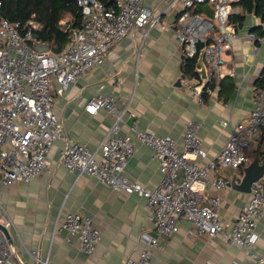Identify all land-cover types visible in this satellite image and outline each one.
<instances>
[{
  "label": "built area",
  "instance_id": "built-area-1",
  "mask_svg": "<svg viewBox=\"0 0 264 264\" xmlns=\"http://www.w3.org/2000/svg\"><path fill=\"white\" fill-rule=\"evenodd\" d=\"M80 9L78 26L61 23L70 42L59 53L37 51L33 46L37 24L11 23L0 10V185L15 182L29 183L41 177L47 167L53 144L61 138L62 126L53 110L54 93L61 95L69 84L83 77L93 66L101 65L110 50L126 39L133 30H140L141 46L154 27L170 28L181 44V58L199 55L206 66L203 79L186 78L180 83L200 103L202 88L207 82L218 83L225 64L223 55L238 39V29L231 16L240 11L234 6L238 0H166L161 10L150 7L151 0H118L117 7H106L99 0H74ZM212 5L211 16L197 10L200 5ZM1 8V2H0ZM193 10V12H192ZM175 18L164 23V14ZM248 39L264 44V34L250 31ZM203 46L198 49L199 44ZM264 72V64H263ZM56 84V87L54 86ZM207 91H209L207 89ZM249 115L236 123L224 146L214 157H208L197 134L198 123L187 124L181 149L168 135L136 132V138L152 150L162 179L158 188L148 190L125 176V166L134 151L131 135H117L118 122L125 110L117 106L111 94L97 93L84 106L89 115L105 110L114 122L96 150L85 143L66 144L60 156L61 164L70 172L86 174L106 184L114 191L127 195L136 193L143 199V207L157 233L170 236L179 229V220L188 221L198 235L218 234L226 244L242 248L252 257L257 242L256 226L264 212V172L250 186L248 199L230 227L221 224L220 198L217 192L228 186L222 174L225 169L238 170L249 162L259 132L264 129V73L256 84ZM208 193V194H207ZM60 226L76 236L83 252L91 254L100 239V230L93 219L81 211L58 215ZM0 225L7 230L13 222L0 204ZM137 258L128 257L122 264H149L152 250L159 246L157 237L144 235ZM40 264L48 258H39ZM14 246L0 229V264L13 256ZM264 264V255L257 257Z\"/></svg>",
  "mask_w": 264,
  "mask_h": 264
},
{
  "label": "crops",
  "instance_id": "crops-1",
  "mask_svg": "<svg viewBox=\"0 0 264 264\" xmlns=\"http://www.w3.org/2000/svg\"><path fill=\"white\" fill-rule=\"evenodd\" d=\"M165 2L151 0L149 5L156 11ZM173 18L174 13L162 16L164 23ZM254 26L264 30L259 17L246 14L237 28L238 39L223 55L225 64L220 81L226 89L221 90L220 81H212L215 84L208 89L205 102L200 103L180 83L181 44L173 30L159 26L149 31L138 61L135 54L140 44L139 29L110 50L101 65L93 66L69 84L63 94L54 93L53 110L63 132L51 147L42 176L29 183L0 185L1 206L13 222L8 232L15 253L6 264H40L29 251L37 252L41 259L47 257L48 264H122L128 257L139 256L144 235L157 237L159 241L149 264H258L257 257L264 255V212L256 226L254 257L238 246L226 244L220 234L198 235L184 219L179 220L176 233L161 236L138 194L114 191L91 176L68 171L60 162L68 143H85L96 150L113 124L114 116L105 110L94 115L84 111L88 100L99 92L111 94L117 106L125 110L123 121L117 124V135L129 134L133 140L134 151L125 166L128 180L154 190L162 179L152 150L136 138L138 131L168 135L181 149L187 124L196 121L197 134L207 156H216L233 126L249 115L254 87L263 74L264 44H255L247 36ZM196 70L200 72L199 79H203L207 73L204 62L199 60ZM130 117L134 118L131 125ZM263 140L264 129L257 136L249 162L236 171L229 168L222 171L228 186L217 195L220 221L227 228L233 225L249 197V193L237 190L234 182H240L244 168L253 161ZM75 211L90 216L101 232L91 254L83 252L76 236L61 228V218L57 220L59 212L63 216Z\"/></svg>",
  "mask_w": 264,
  "mask_h": 264
},
{
  "label": "trees",
  "instance_id": "trees-1",
  "mask_svg": "<svg viewBox=\"0 0 264 264\" xmlns=\"http://www.w3.org/2000/svg\"><path fill=\"white\" fill-rule=\"evenodd\" d=\"M99 1L106 7L114 8L117 7L118 2V0ZM0 2L1 13L9 22L25 23L32 20L37 24V28L34 31L36 39L32 43L34 47L36 46L35 44L39 43L46 44L50 49L64 48L68 45L70 42L69 34L67 30L63 29V25L61 24L64 15L70 14L71 16V20L66 22L69 26L75 27L80 24L81 13L74 0H0ZM234 5L240 8V13L232 15L233 17L231 16V21L235 23L237 28L244 21L245 15L249 13H253L264 23V0H239ZM251 31L264 34V30L260 26L252 27ZM202 46L203 44L200 43L198 49ZM197 61L198 55L183 59L181 74L186 78L199 79V73L196 70ZM262 80L263 74L259 77L256 84H261ZM214 84L213 82H207L202 88L203 102L208 98L207 89L213 88ZM218 85L221 87V90L226 89L223 81H220ZM263 141L259 148L260 160L262 162H264Z\"/></svg>",
  "mask_w": 264,
  "mask_h": 264
},
{
  "label": "water",
  "instance_id": "water-1",
  "mask_svg": "<svg viewBox=\"0 0 264 264\" xmlns=\"http://www.w3.org/2000/svg\"><path fill=\"white\" fill-rule=\"evenodd\" d=\"M35 39H36V36H35ZM35 49L37 51H50V52H53L55 54L59 53V51L61 50V48L50 49L46 44H42V43L37 44L35 46ZM199 60H201L203 62L202 52H200V54L198 55V61ZM205 76H206V74L203 75V78H205ZM133 119H134L133 117L129 118L128 123L130 125H131V121H133ZM263 172H264V162L260 163V154H259V149L257 148L255 158L253 159V161L247 167L244 168L243 176L241 177L240 182H238V183H237V181L234 182L235 183L234 187L237 190H239L240 192L249 193L250 192L251 183L254 180L258 179ZM0 229L3 231L4 235L8 239L9 243H11L12 240H11V237L9 235L8 230L5 227L1 226V225H0Z\"/></svg>",
  "mask_w": 264,
  "mask_h": 264
},
{
  "label": "rangeland",
  "instance_id": "rangeland-1",
  "mask_svg": "<svg viewBox=\"0 0 264 264\" xmlns=\"http://www.w3.org/2000/svg\"><path fill=\"white\" fill-rule=\"evenodd\" d=\"M198 10H202L205 14H207L210 17L211 16V12H212V5L204 4V5L200 6L198 8ZM192 12H193V10H192ZM69 20H70V14H66L62 18L61 23H66ZM0 204H1V202H0Z\"/></svg>",
  "mask_w": 264,
  "mask_h": 264
}]
</instances>
